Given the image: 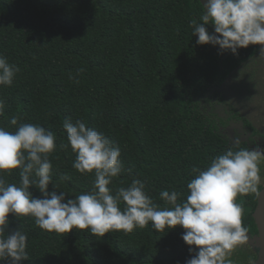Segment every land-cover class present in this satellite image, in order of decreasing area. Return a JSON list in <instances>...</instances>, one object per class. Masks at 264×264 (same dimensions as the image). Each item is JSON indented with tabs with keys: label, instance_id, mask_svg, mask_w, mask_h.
Listing matches in <instances>:
<instances>
[{
	"label": "trees",
	"instance_id": "trees-1",
	"mask_svg": "<svg viewBox=\"0 0 264 264\" xmlns=\"http://www.w3.org/2000/svg\"><path fill=\"white\" fill-rule=\"evenodd\" d=\"M203 11L199 0H0V56L19 69L11 85H0V128L34 124L53 133L49 192L75 198L94 188L95 171L73 167L66 120L83 121L120 148L122 170L108 185L111 194L140 180L159 210L172 207L162 191L177 192L182 204L199 174L194 169L246 150L230 143L227 120L207 107L215 98L223 103V83L258 46L233 54L198 45L192 21L202 23ZM206 28L214 32V25ZM19 173L0 171V177L20 186ZM29 191L43 198L34 185ZM234 203L242 227L253 226L249 201L241 194ZM8 219L5 235L19 229L27 236L21 264H186L194 254L180 226L158 232L149 222L101 237L88 229L43 230L31 215Z\"/></svg>",
	"mask_w": 264,
	"mask_h": 264
},
{
	"label": "clouds",
	"instance_id": "clouds-1",
	"mask_svg": "<svg viewBox=\"0 0 264 264\" xmlns=\"http://www.w3.org/2000/svg\"><path fill=\"white\" fill-rule=\"evenodd\" d=\"M201 3L202 23L192 21L198 45L211 44L221 52L230 50L233 54L249 45H264V0ZM208 24L214 25V32L208 31ZM17 71L0 56V85H11ZM3 108L0 101V114ZM10 124L16 125L17 119L13 117ZM63 127L76 153L73 167L80 173L95 171L93 191L75 198H68L62 191L49 192L52 164L47 154L56 147L51 131L34 124H21L15 132L0 128V171L19 168L21 177L20 186L7 184L0 177V261L21 264L28 259L27 236L19 229L5 235L12 214L31 215L38 227L50 232L69 233L78 228L101 237L112 230L130 232L149 222L158 232L180 226L185 230L182 240L194 253L186 264H231L227 255L246 239L241 225L242 209L234 200L237 195L257 190L258 162L264 152L229 150L217 156L206 170L194 169L199 174L188 183L190 194L182 204L177 203V192L162 191L161 198L172 207L159 210L140 180L134 179L129 187L111 194L108 185L122 170L118 146L81 120H66ZM33 174L38 179H30ZM33 185L43 198L33 197L29 191ZM121 201L126 204L123 211L119 208Z\"/></svg>",
	"mask_w": 264,
	"mask_h": 264
},
{
	"label": "flooded vegetation",
	"instance_id": "flooded-vegetation-1",
	"mask_svg": "<svg viewBox=\"0 0 264 264\" xmlns=\"http://www.w3.org/2000/svg\"><path fill=\"white\" fill-rule=\"evenodd\" d=\"M199 2L201 3V1ZM221 89L223 103L220 102L219 98H215L212 102L213 105H208V110L212 112V107L227 109L225 111L227 114L225 113V116L221 117L228 122L223 134L230 125L238 124L242 130L243 138L241 142L234 145L244 146L249 151L264 152V55L259 49L253 57L228 77ZM228 139L230 141L229 137ZM258 167L260 182L257 185V190L242 194L245 200L250 203L253 220V226L246 229V239L242 241L248 246L247 256L250 264L251 262L257 264L260 253L264 252V246L255 241L261 235L254 218V214L260 206V198L263 197V205L258 215L261 217L262 230L264 231V158L258 162ZM247 240H253L254 244L250 245Z\"/></svg>",
	"mask_w": 264,
	"mask_h": 264
},
{
	"label": "rangeland",
	"instance_id": "rangeland-1",
	"mask_svg": "<svg viewBox=\"0 0 264 264\" xmlns=\"http://www.w3.org/2000/svg\"><path fill=\"white\" fill-rule=\"evenodd\" d=\"M211 111L214 112L215 114H217L219 117L225 116L224 115L225 113L227 114V112H225V111H227V109L223 108V107H221V108L212 107ZM224 134L230 138L231 144H237V143L241 142V139L243 138L242 130L238 124L230 125L224 131ZM241 249H243V250H241ZM248 251L249 250H248V246L246 245V243L240 242L231 250V252L227 255L226 259L231 261V264H247L248 262L250 264V260L248 259L249 257L247 256ZM251 264H253V263L251 262Z\"/></svg>",
	"mask_w": 264,
	"mask_h": 264
},
{
	"label": "water",
	"instance_id": "water-1",
	"mask_svg": "<svg viewBox=\"0 0 264 264\" xmlns=\"http://www.w3.org/2000/svg\"><path fill=\"white\" fill-rule=\"evenodd\" d=\"M199 1H201V0H199ZM257 46H258L259 51L264 55V45H258L257 44ZM259 204H260V206L257 209V212L254 214V218H255L256 224L258 225L261 236L259 239H256L255 241L257 242V244L264 246V231L262 230L263 226H262L261 217L258 215V212H260V209L262 208L261 206L263 205V197L260 198ZM247 242L250 245L254 244L253 240H247ZM257 264H264V252L260 253Z\"/></svg>",
	"mask_w": 264,
	"mask_h": 264
}]
</instances>
